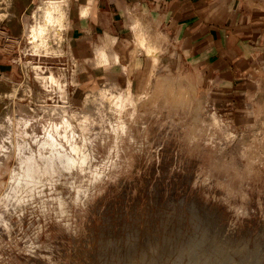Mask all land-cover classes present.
I'll use <instances>...</instances> for the list:
<instances>
[{
  "label": "rangeland",
  "instance_id": "obj_1",
  "mask_svg": "<svg viewBox=\"0 0 264 264\" xmlns=\"http://www.w3.org/2000/svg\"><path fill=\"white\" fill-rule=\"evenodd\" d=\"M63 30L37 51L28 30L25 73L0 81V212L20 165L19 119L43 137L44 126L64 124L66 107L75 156L90 158L18 193L26 204L4 213L8 227L0 222V264H264V92L225 110L198 74L156 58L125 84L82 85ZM39 72L56 80L46 86ZM59 138L71 151V137Z\"/></svg>",
  "mask_w": 264,
  "mask_h": 264
},
{
  "label": "crops",
  "instance_id": "obj_2",
  "mask_svg": "<svg viewBox=\"0 0 264 264\" xmlns=\"http://www.w3.org/2000/svg\"><path fill=\"white\" fill-rule=\"evenodd\" d=\"M0 31V81L18 79L33 12L50 0H10ZM64 47L80 84L126 83L152 59L198 74L229 110L264 92V0H66ZM21 77V76H20Z\"/></svg>",
  "mask_w": 264,
  "mask_h": 264
},
{
  "label": "bare ground",
  "instance_id": "obj_3",
  "mask_svg": "<svg viewBox=\"0 0 264 264\" xmlns=\"http://www.w3.org/2000/svg\"><path fill=\"white\" fill-rule=\"evenodd\" d=\"M66 2L64 3L63 0L62 1L61 0H51V1H45L43 5L39 6L38 10L39 12H41L40 20L37 22V24H32L29 29L30 35H31V42L33 43L32 45L33 50L37 51V50H40V48L47 49L49 47V43H48L49 32L54 30L56 33H60V31L64 29L65 27L64 20L66 18V14H65V8H66L65 6L67 4ZM38 74L43 76V74L40 72ZM43 77H44L46 86H49L50 84L49 80L51 81L56 80L53 74L44 75ZM107 95H108V92L106 90L103 91V96H107ZM129 99H133V95L130 92L126 96L123 93H121L120 95H118V98L115 100V103L119 107L121 106L125 107V104ZM62 113H63V118H64L63 120L64 124L58 125L56 123H53L48 126H44L45 135L43 137H40L39 135H37L36 131H34V133L31 134L26 129L27 126L29 127L34 126V124H31V122H28L27 120H24V121L20 119L18 120L20 123L22 122L21 123L22 125L24 124L25 126L19 129L20 131L18 133V136L21 137V140L17 141L16 150H15V152L17 153V156L19 157V161H20L19 169H15L12 172L11 190L6 196H4V198H2L4 201L3 202L4 212H0V222L2 221L5 224V227H8V225L10 224H9V218L4 213L6 211L10 212V210L12 213V209L15 211L16 207H22L23 204H26L24 203L25 199L22 198L24 197L22 196V193L20 194V196L22 197L18 196V193L22 189L23 190L26 189L28 193H31V192L35 193L36 190L39 191L40 185L43 184L42 182L45 180L43 179V177L47 175L51 176L55 173L58 174L62 167L73 169V167L77 163L79 162L81 164L83 162L85 163L86 160L90 158V157L88 158V156L90 155H87L86 153H82L80 157L78 156L79 158L75 156V153H79V150H80L79 143L75 141L76 140L75 139L76 137L75 128L72 125L71 121L68 119L69 113L66 107L62 108ZM81 121H82L81 127L83 131L86 133V130L90 128L88 127L89 120L85 119ZM61 129H64L63 133L60 131ZM68 130H71V133L68 134ZM69 136L71 137V139L67 140V142L70 143L71 151L67 150V148L64 145L65 143L59 138V137L67 138ZM32 140L34 144L38 145V150L36 151L32 149L31 147ZM3 150L6 151V149H3ZM46 152H49V153L46 154ZM10 154H11L10 152H6L7 157H9ZM57 162H60L63 165H57ZM1 169H2V166L0 165V174H1ZM0 228L2 229V227Z\"/></svg>",
  "mask_w": 264,
  "mask_h": 264
},
{
  "label": "built area",
  "instance_id": "obj_4",
  "mask_svg": "<svg viewBox=\"0 0 264 264\" xmlns=\"http://www.w3.org/2000/svg\"><path fill=\"white\" fill-rule=\"evenodd\" d=\"M11 16V1L0 0V31L6 30V23Z\"/></svg>",
  "mask_w": 264,
  "mask_h": 264
}]
</instances>
